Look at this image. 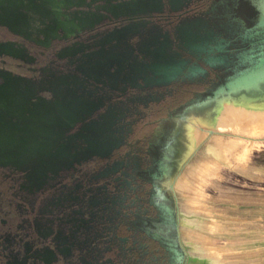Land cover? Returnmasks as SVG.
<instances>
[{
  "label": "flooded vegetation",
  "instance_id": "obj_1",
  "mask_svg": "<svg viewBox=\"0 0 264 264\" xmlns=\"http://www.w3.org/2000/svg\"><path fill=\"white\" fill-rule=\"evenodd\" d=\"M59 1L0 0V264H186L185 125L184 158L263 58L264 0Z\"/></svg>",
  "mask_w": 264,
  "mask_h": 264
},
{
  "label": "rangeland",
  "instance_id": "obj_2",
  "mask_svg": "<svg viewBox=\"0 0 264 264\" xmlns=\"http://www.w3.org/2000/svg\"><path fill=\"white\" fill-rule=\"evenodd\" d=\"M263 79L264 66L244 77L249 83ZM238 101L223 97L211 120H196L199 141L184 158L185 125L173 181L186 264H264V118L247 117ZM213 134L243 140L235 154L212 163L218 149L204 145Z\"/></svg>",
  "mask_w": 264,
  "mask_h": 264
},
{
  "label": "bare ground",
  "instance_id": "obj_3",
  "mask_svg": "<svg viewBox=\"0 0 264 264\" xmlns=\"http://www.w3.org/2000/svg\"><path fill=\"white\" fill-rule=\"evenodd\" d=\"M238 106L239 105H241V106H245L246 107V109H247V114H245L247 117H251V116H253V118H255V117H257V118H264V101L263 102H247L246 100L244 101V100H239L238 101V104H237ZM238 109H240L241 111H242V109L241 108H238ZM239 110V112H241ZM237 113V112H236ZM244 113V112H243ZM242 113V115H243V117L245 116L244 114ZM229 114V113H228ZM231 114V113H230ZM241 114V113H240ZM239 114V115H240ZM226 116V115H225ZM241 116V115H240ZM235 117H237L236 115H235ZM242 117V116H241ZM242 117V118H243ZM239 118V117H238ZM237 118V119H238ZM252 118V117H251ZM250 118V119H251ZM224 119H226V118H224ZM249 119V120H250ZM198 122L199 121H202V122H205L203 119H196ZM245 119L243 118V120H242V122L244 121ZM252 120V119H251ZM255 120V119H254ZM224 121V120H223ZM240 121H241V119H240ZM263 122V121H262ZM223 122H221V124H222ZM239 123H241V122H239ZM249 124V123H248ZM261 124V123H260ZM220 125V124H219ZM217 126V125H216ZM215 126V127H216ZM218 127V126H217ZM217 127H216V129H214V130H212V131H214V133H216L217 131H219V129H217ZM221 127V125L218 127V128H220ZM257 128V127H256ZM195 129V130H194ZM197 128L195 127V123L194 124H192V127H191V129H190V137H191V142H192V146H194L196 143H197V141H199V131L198 130H196ZM261 131H262V129H261ZM251 132V131H250ZM255 132V131H254ZM214 135V136H213ZM212 136V138L210 139L209 138V141L204 145V148L205 149H208V150H211V148L212 149H218V152H216V158H215V161L214 162H212V163H215L216 161H220V160H222V159H224V158H226V157H229V155L230 154H235V152H236V150H237V147H238V145L239 144H241V142H242V140L243 139H241V140H239V139H233V138H228V139H224L223 137H221L220 135L218 136V135H216V134H213ZM213 152H215V151H213ZM244 156V155H243ZM212 163H210V164H212ZM209 164V165H210ZM208 165V166H209Z\"/></svg>",
  "mask_w": 264,
  "mask_h": 264
},
{
  "label": "water",
  "instance_id": "obj_4",
  "mask_svg": "<svg viewBox=\"0 0 264 264\" xmlns=\"http://www.w3.org/2000/svg\"><path fill=\"white\" fill-rule=\"evenodd\" d=\"M49 4L53 6V8H57L58 10L61 9V1L59 0H47ZM59 13V12H58ZM59 15V14H57ZM264 66V56L260 60V62L252 68L251 71L242 72L239 75L235 76L233 80L229 81L226 85H222L218 87V89L215 91L214 99H218L221 95H227L228 97H232L233 93H237L238 91L242 89H249V87L257 86L258 83L261 81H256L253 83L246 82L244 80L245 75L251 73L252 71L262 68Z\"/></svg>",
  "mask_w": 264,
  "mask_h": 264
}]
</instances>
